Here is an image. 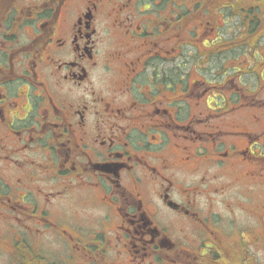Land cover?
Here are the masks:
<instances>
[{
	"label": "flooded vegetation",
	"instance_id": "1",
	"mask_svg": "<svg viewBox=\"0 0 264 264\" xmlns=\"http://www.w3.org/2000/svg\"><path fill=\"white\" fill-rule=\"evenodd\" d=\"M257 248L264 0H0L8 263L260 264Z\"/></svg>",
	"mask_w": 264,
	"mask_h": 264
},
{
	"label": "rangeland",
	"instance_id": "2",
	"mask_svg": "<svg viewBox=\"0 0 264 264\" xmlns=\"http://www.w3.org/2000/svg\"><path fill=\"white\" fill-rule=\"evenodd\" d=\"M255 113H257L256 111H259V108H253L251 107ZM243 114H240V116ZM256 252V256L259 260L260 264H263L264 262V250L263 249H255ZM0 264H8V255L6 253H1L0 252ZM10 264V263H9Z\"/></svg>",
	"mask_w": 264,
	"mask_h": 264
}]
</instances>
